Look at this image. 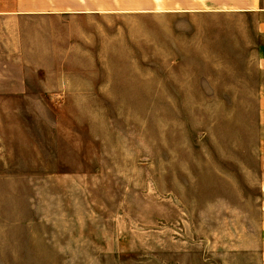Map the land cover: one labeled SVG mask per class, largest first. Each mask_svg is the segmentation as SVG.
<instances>
[{"label":"rangeland","instance_id":"1","mask_svg":"<svg viewBox=\"0 0 264 264\" xmlns=\"http://www.w3.org/2000/svg\"><path fill=\"white\" fill-rule=\"evenodd\" d=\"M207 26L89 22L71 99L0 101V264H251L252 72Z\"/></svg>","mask_w":264,"mask_h":264},{"label":"crops","instance_id":"2","mask_svg":"<svg viewBox=\"0 0 264 264\" xmlns=\"http://www.w3.org/2000/svg\"><path fill=\"white\" fill-rule=\"evenodd\" d=\"M125 17L148 18L161 31L206 23L214 42L228 36L230 53L245 54L256 100L260 200L245 254L264 264V0H0V101L71 99L77 86L68 81L79 62L93 60V29L85 26Z\"/></svg>","mask_w":264,"mask_h":264}]
</instances>
